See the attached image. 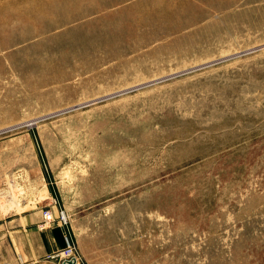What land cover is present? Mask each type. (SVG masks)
<instances>
[{
    "label": "rangeland",
    "instance_id": "374dc122",
    "mask_svg": "<svg viewBox=\"0 0 264 264\" xmlns=\"http://www.w3.org/2000/svg\"><path fill=\"white\" fill-rule=\"evenodd\" d=\"M36 211L81 264H264V0H0V245Z\"/></svg>",
    "mask_w": 264,
    "mask_h": 264
},
{
    "label": "crops",
    "instance_id": "0c3cea01",
    "mask_svg": "<svg viewBox=\"0 0 264 264\" xmlns=\"http://www.w3.org/2000/svg\"><path fill=\"white\" fill-rule=\"evenodd\" d=\"M28 224V233L37 235L42 243L33 242V245H0V264H60L53 253L61 250L63 245H57L56 236L59 231L63 235L61 225L48 231L38 229L37 223L41 221V213L32 212L22 217ZM15 217L10 218L7 226L15 232ZM42 236H46L48 245L42 241Z\"/></svg>",
    "mask_w": 264,
    "mask_h": 264
},
{
    "label": "built area",
    "instance_id": "2783aa9c",
    "mask_svg": "<svg viewBox=\"0 0 264 264\" xmlns=\"http://www.w3.org/2000/svg\"><path fill=\"white\" fill-rule=\"evenodd\" d=\"M42 216L45 222L50 223L53 220L51 211L49 209H45L43 211ZM61 219H62L61 222L62 232L63 235L66 236L65 229L63 228V223L65 222V219L64 218ZM52 256L55 258L58 257L59 263L61 264L73 259L75 260L76 264H81L80 256L75 253V245H70L69 243H67V245H65L63 249L57 251L56 253H53Z\"/></svg>",
    "mask_w": 264,
    "mask_h": 264
},
{
    "label": "water",
    "instance_id": "95a60500",
    "mask_svg": "<svg viewBox=\"0 0 264 264\" xmlns=\"http://www.w3.org/2000/svg\"><path fill=\"white\" fill-rule=\"evenodd\" d=\"M63 264H76V262H75V260L73 259V260H69V261H67V262H65V263H63Z\"/></svg>",
    "mask_w": 264,
    "mask_h": 264
},
{
    "label": "bare ground",
    "instance_id": "6f19581e",
    "mask_svg": "<svg viewBox=\"0 0 264 264\" xmlns=\"http://www.w3.org/2000/svg\"><path fill=\"white\" fill-rule=\"evenodd\" d=\"M60 215H61L62 218L66 219V217H65L63 212H60Z\"/></svg>",
    "mask_w": 264,
    "mask_h": 264
}]
</instances>
